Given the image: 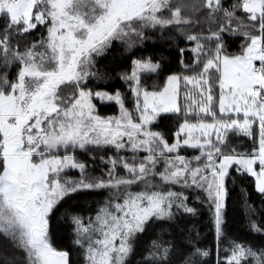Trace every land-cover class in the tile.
Segmentation results:
<instances>
[{
	"label": "snow or ice",
	"instance_id": "1",
	"mask_svg": "<svg viewBox=\"0 0 264 264\" xmlns=\"http://www.w3.org/2000/svg\"><path fill=\"white\" fill-rule=\"evenodd\" d=\"M202 23L207 33L201 28L187 34ZM40 28L46 35L35 39ZM157 29H175L194 42L195 59L185 63L186 49L180 48L181 70L155 90L142 85L141 74L158 73L161 64L133 59L131 74L121 78L134 112L120 90L89 86L90 77L99 79L89 70L94 56L116 40L131 50ZM230 39L240 40L238 52L228 50ZM0 68V233L25 251L28 264H210L199 234L177 232L178 215L196 209L171 186L207 193L218 241L230 169L255 177L264 194V0H236L228 7L224 0H0ZM182 82L192 86L183 104ZM97 100L114 101L120 116H101ZM162 114L183 116L175 142ZM235 137L250 138V148L239 151ZM182 146L200 149L206 161L191 167L178 154ZM108 149L115 155L100 157L110 165L107 179L92 176L77 158ZM72 169L78 178L66 172ZM89 196L103 199L85 222L80 201ZM58 215L73 226L66 250L53 246L49 230ZM250 225L264 236V225ZM225 252L223 264H264V243L233 240Z\"/></svg>",
	"mask_w": 264,
	"mask_h": 264
},
{
	"label": "trees",
	"instance_id": "2",
	"mask_svg": "<svg viewBox=\"0 0 264 264\" xmlns=\"http://www.w3.org/2000/svg\"><path fill=\"white\" fill-rule=\"evenodd\" d=\"M236 0H224V6L235 3ZM195 17H200L199 12L194 14ZM204 29L207 33V23L194 24L188 29L187 34H197ZM45 35V29L40 28L34 32L33 37L39 39L41 34ZM149 39L145 40L143 44H137L133 49L128 50L126 45L121 41H113L112 46L108 48L103 55L94 56L95 64L89 69L91 72L97 73V77L89 78V86H95L96 90L108 91L114 93L116 90H120L126 97V107L134 112V100L131 96L129 85L125 82L121 76L122 74H129L132 71V60L139 58L151 57L153 62H159L161 69L158 73H142L141 82L142 85L147 87L148 90H155L156 87L161 86L166 77L174 72L181 70L179 52L180 48H185L186 51L183 55L185 63L192 62L195 57L190 51L192 47H195L194 42L187 41L184 35H181L175 29L165 30L161 33L160 30H149ZM227 36V34H225ZM33 37H29L28 40H32ZM229 51L238 52V45L240 40L230 39ZM4 71L0 68V72ZM15 68H12V74H14ZM218 88V86H217ZM184 86L183 82L180 85L179 102L181 104L183 99ZM218 95V90H217ZM97 104V110L100 115L118 113V108L114 103H99ZM135 114V113H134ZM167 116L168 119L163 122V127L169 131L168 139L170 142L174 141V133L178 127V123L182 122V114H162ZM177 116L180 118L177 119ZM157 130V129H153ZM231 135V134H230ZM252 140L248 137H235L233 139V145L237 147L239 151H245L250 148ZM194 149L183 148L179 154L191 155L196 154ZM115 155L114 149L94 151L91 153L77 154V158L88 165L89 173L95 177L103 176L106 179L107 170L110 165L102 163L100 157L103 156L105 161L109 157ZM120 155H126L120 153ZM127 156V155H126ZM95 157V160H93ZM69 176L73 178L79 177V170L72 169L66 170ZM119 175L125 174L122 168L117 169ZM231 177L226 180L227 196L225 198V207L223 209L224 234L218 241L216 238L213 214L214 206L208 199L207 193L203 189L194 187L182 188L181 185L171 186L173 191H183L188 196V206L196 209L194 214H188L181 212L177 220L179 226L177 232H183L185 237L198 236L199 246L207 248L210 251V256L206 259L210 261V264H218V261L223 264L226 255L225 250L229 247L231 241L237 242H250L254 245L264 243V236L254 233L251 229L250 221H255L257 224L264 225V194H260L255 188L254 178L246 173H236L234 169H230ZM158 181V178H156ZM103 197L89 196L87 199L80 201V214L87 222L89 217L94 218L96 212L101 206L98 200H102ZM175 224V222H171ZM71 222L65 221L60 218L50 220L49 230L53 238V246L58 250H66L68 246L72 245L74 238V232L72 231ZM169 233L171 229H168ZM152 233L149 232L145 235V242H150L148 237ZM166 239H171L172 236L168 235ZM0 264H28L27 254L21 248L15 246V242L11 238H5L0 233Z\"/></svg>",
	"mask_w": 264,
	"mask_h": 264
},
{
	"label": "rangeland",
	"instance_id": "3",
	"mask_svg": "<svg viewBox=\"0 0 264 264\" xmlns=\"http://www.w3.org/2000/svg\"><path fill=\"white\" fill-rule=\"evenodd\" d=\"M45 35H46V30H45ZM38 51H39V49H38ZM257 63H258V62H257ZM129 74H131V72H130ZM183 86H184V91L182 92V93H183V99H181L182 103L184 102V93H185V91L191 89V87H192L191 85H185L184 83H183ZM97 101H98V100H97ZM98 102L101 103L100 101H98ZM178 102H179V97H178ZM104 103H114V104L117 106V108H118V113H117L116 115H112V114H109V115H107V114H103V115H101V116H104V117H119V116H120V108H119V105H118V104H116L114 101H112V102H104ZM134 115H138V114H134ZM213 139H215L214 136H213ZM173 142H175V138H174V141H173ZM183 148L194 149L195 151H197L196 154L182 155V156H184L187 160L190 161V166H191V167H197V166H200V165H202V164L206 161V157L201 156L200 149H198V148H190V147H188V146H182V148L178 150V154L180 153V151H182ZM121 153H125V152H121ZM125 154H126L127 156H129V157L132 155L131 152H126ZM144 155H147V153H145V152H140V153H139V156H140V157H143ZM173 155H175V154H173ZM179 155H181V154H179ZM196 156H201V160H200L199 162H197L195 159H193V158L196 157ZM158 168H159L160 170H163V163H162V162H161L160 165H158ZM123 175H124V174H123ZM107 178H108V177L106 176V179H107ZM253 178H254V181H255V177H253ZM189 183H190V181H189ZM192 187L196 188L195 186H192ZM255 188H256V186H255Z\"/></svg>",
	"mask_w": 264,
	"mask_h": 264
}]
</instances>
